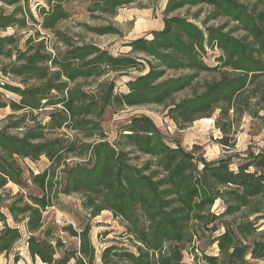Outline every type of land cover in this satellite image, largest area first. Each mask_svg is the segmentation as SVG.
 <instances>
[{
    "label": "trees",
    "instance_id": "trees-1",
    "mask_svg": "<svg viewBox=\"0 0 264 264\" xmlns=\"http://www.w3.org/2000/svg\"><path fill=\"white\" fill-rule=\"evenodd\" d=\"M29 1L0 0V75L15 81H0L15 97L0 102L11 111L0 119V255L24 238L41 264H264V148L233 169L232 157L208 161L146 115L118 124L112 140L103 126L108 113L151 105L181 130L214 117L223 145L244 116L264 129V0H165L163 27L118 56L59 24L159 0H36L35 14ZM78 26L119 34L108 24ZM131 72L138 75L117 92L115 78ZM41 157L48 167L25 177L18 160ZM8 183L19 191L5 192ZM59 196L80 199L87 219L78 228L47 220ZM103 211L123 232L98 250L90 222Z\"/></svg>",
    "mask_w": 264,
    "mask_h": 264
},
{
    "label": "rangeland",
    "instance_id": "rangeland-1",
    "mask_svg": "<svg viewBox=\"0 0 264 264\" xmlns=\"http://www.w3.org/2000/svg\"><path fill=\"white\" fill-rule=\"evenodd\" d=\"M164 4L165 0H159L156 5L149 8L140 9L136 6L125 7L120 9L114 18L102 21L91 20L86 14L79 13L70 21L59 24V28L64 31L68 30L70 34L79 35L78 38L82 39L85 43L96 44L111 55L118 56L126 54L129 51V48L125 46L127 42L139 37L149 38L150 32L160 30L163 27L161 11ZM29 5L31 11L35 14L36 0H30ZM6 11L10 10L6 9ZM80 23L87 24L90 27L108 24L115 28L119 34L96 36L78 26ZM219 23L220 22H214L213 25H218ZM10 33H12V30L9 29L2 34L6 35ZM21 34H23V32ZM42 35L48 34L43 33ZM217 55L218 52L210 51L206 63L214 65V57ZM136 75H138L137 72H131L128 76L115 78L116 91H126L125 82L129 80L130 77H135ZM0 81L10 84L15 83V81L3 78L1 75ZM187 95L188 92H181L174 97V100L179 101ZM10 99H15V97L0 89V102L7 103ZM10 113L11 111L9 108H0V119H3ZM217 114L218 111H216L214 115L217 116ZM136 115L148 116L165 135L179 142L186 150H191L194 146L200 147L197 150L198 154H202L208 161L232 157L234 163L232 165L233 169H235V163L237 162L236 158H242L250 151L257 152L258 149L264 148V129L248 116H244L234 123L236 128L229 134L226 146L220 143V140L224 139V135L217 129L214 117L210 119L207 118L209 120L204 118L196 120L181 130L173 121L165 116L164 108L151 105L125 108L114 116L108 113L103 126L109 139L112 140L115 137L118 124L126 122L131 116ZM18 163L23 168L25 177L28 175V170L39 173L49 165V162L44 157H41L37 162L18 160ZM4 189L5 192L12 195L19 191V188L11 183H8ZM59 201L60 205H57L56 208L49 210L45 214L48 221H54L58 225L72 224L75 228H78L80 222L86 221V212L80 207V199L78 196H59ZM212 211H221V204L219 201L213 206ZM8 224L13 226L10 219L8 220ZM90 224V237L96 249L99 250L106 245L121 242L118 236L123 232V227L117 220L113 219L111 213L108 211H103L99 216L91 220ZM198 246L206 248L208 253L214 251V247H206L205 241L198 243ZM15 253H19L22 257L18 262H13V254ZM187 257L188 256H186V259H188ZM0 264L41 263L38 261L32 262L30 260L26 253V246L23 238L13 247L8 257L0 255Z\"/></svg>",
    "mask_w": 264,
    "mask_h": 264
},
{
    "label": "bare ground",
    "instance_id": "bare-ground-1",
    "mask_svg": "<svg viewBox=\"0 0 264 264\" xmlns=\"http://www.w3.org/2000/svg\"><path fill=\"white\" fill-rule=\"evenodd\" d=\"M207 120H209V119H207ZM208 122V121H207ZM210 122V121H209ZM217 203V202H216Z\"/></svg>",
    "mask_w": 264,
    "mask_h": 264
}]
</instances>
